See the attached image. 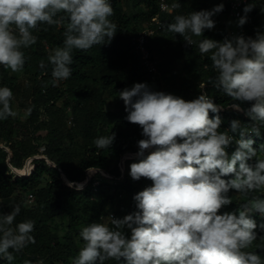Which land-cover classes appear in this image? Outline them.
<instances>
[{
	"label": "clouds",
	"instance_id": "9594fccd",
	"mask_svg": "<svg viewBox=\"0 0 264 264\" xmlns=\"http://www.w3.org/2000/svg\"><path fill=\"white\" fill-rule=\"evenodd\" d=\"M172 7L178 9L181 4L174 2ZM254 7L253 3L244 7L238 26L246 24ZM223 9L220 3L211 10L176 15L166 30L179 34L188 45L198 46L199 53L211 61L205 69L215 72L209 83L231 98L228 107L244 112L252 123L245 126L233 120L230 130L221 131L223 121L218 113L223 106L207 93L186 101L153 91L146 83L118 92L126 120L139 125L144 137L137 142V162L130 164L129 175L134 181L149 179L152 186L134 195L136 211L123 218L109 217L110 224L83 226L79 232L83 247L71 264H104L106 260L119 264H264V257L246 250L257 240L258 225L252 214L264 217V199H248L238 215L218 214L232 203L230 190L245 197L264 190V158L258 155L264 153V144L257 150L255 141L246 138L259 136L264 127V32L257 30L255 38L193 39L213 29L212 17ZM113 15L109 0H0V66L14 73L22 71L26 62L22 49L37 42L33 32L41 25L63 27V46L48 55L51 83L56 86L72 76L74 51L87 52L114 38L117 24L110 19ZM45 67L41 61L40 68ZM13 98L9 87H0V120L17 115L11 107ZM244 103L250 107L242 108ZM210 113L215 115L210 118ZM114 139L115 133H111L93 142L103 150L110 149ZM233 142L237 147L229 155L226 149ZM152 148L155 150L145 155ZM230 174L234 178H222ZM20 211L21 205L16 204L9 213H0V257L9 264L15 259L14 252L35 243V221L16 223ZM259 227L264 230V223ZM260 239L264 241V236ZM257 247L264 251L261 245ZM24 264L32 262L25 260Z\"/></svg>",
	"mask_w": 264,
	"mask_h": 264
},
{
	"label": "trees",
	"instance_id": "16d2710c",
	"mask_svg": "<svg viewBox=\"0 0 264 264\" xmlns=\"http://www.w3.org/2000/svg\"><path fill=\"white\" fill-rule=\"evenodd\" d=\"M109 2L114 9L110 19L117 24V33L110 42L106 39L105 44L95 45L87 52L74 51L70 65L73 74L69 79L53 86L52 65L48 62L49 53L63 46V27L41 25L39 31L33 32L37 42L22 49L26 62L21 76L0 66V87L7 86L12 90L11 107L17 113L15 117L0 120V213L7 214L20 204L21 211L15 222L35 221L32 232L35 243H30L19 253L14 252L15 259L11 264H24L25 260L32 264L40 260L44 264H71L83 247L79 236L83 226L104 221L110 224L109 213L113 212L114 218H123L137 210L134 195L152 186V181L146 178L134 181L129 175L130 170L126 167L123 172L119 164L125 154L138 151L137 142L144 138L140 126L126 120L124 103L118 97V92L124 88L146 83L153 91L170 93L186 101L207 93L214 103L223 106L218 113L223 121L221 131L230 130L233 120H239L245 126L252 123L244 112L228 107L231 98L209 83L215 77L210 67L207 70L204 67L211 65L210 59L199 53L197 45H188L179 34L166 29L176 15L211 10L223 3V11L212 17L215 27L193 39L223 41L234 35L255 38L257 30L264 32V0H248L238 17L232 13L231 0H175L181 7L171 13H161L158 0ZM250 3L255 7L247 14L246 24L238 26L244 7ZM156 14L161 16L164 25L149 39V47L160 62V73L152 79L134 49L133 38ZM231 18L235 19L234 26L229 22ZM44 28L48 30L44 31ZM41 61L46 65L44 69L40 68ZM109 99L116 102L115 108H107ZM241 107L247 109L250 104L244 103ZM29 108L32 109L30 113ZM24 110L27 116L22 119L20 114ZM209 115L212 118L215 114ZM111 133H115V139L110 149H97L93 141ZM229 134L239 138L238 134ZM246 138L254 140L253 147L259 150L264 144V127L259 136L250 134ZM236 147L233 142L226 151L231 155ZM36 155H44L55 165L44 157H35L30 161L29 174L17 175L11 171L10 164L20 169L27 159ZM258 155L264 158V153ZM129 160L137 162L136 157ZM89 168L106 170L112 177L97 171L82 188L69 185L63 178L65 174L72 182H82ZM222 178L228 180L234 176ZM95 180L99 181L97 185ZM30 193L35 196L32 202L28 199ZM229 196L232 203L218 214L234 212L238 215L240 206L248 199L253 196L264 199V190L253 191L247 197L230 190ZM252 218L258 225L255 229L257 240L246 250L264 257V251L257 247H264V241L260 239L264 230L259 227L264 223V217L253 213ZM126 234L130 236V232ZM0 264L9 262L0 257ZM104 264L119 262L106 260Z\"/></svg>",
	"mask_w": 264,
	"mask_h": 264
},
{
	"label": "built area",
	"instance_id": "2783aa9c",
	"mask_svg": "<svg viewBox=\"0 0 264 264\" xmlns=\"http://www.w3.org/2000/svg\"><path fill=\"white\" fill-rule=\"evenodd\" d=\"M248 0H231V9L234 16L238 17L241 15L242 7ZM175 2V0H158L159 5V11L161 13H171L174 11V8L172 7V4ZM164 25V22L159 14H156L151 17L148 21L145 22L143 28L139 31L137 35L133 38L134 43V49L139 56L142 65L144 68L148 71V73L151 75L152 79H156L160 73V62L157 57L154 56L152 53L150 47H149V39L150 37L155 34L156 32H159L162 30ZM69 123H73L72 117L69 119ZM151 149L146 150L150 151ZM123 159V157H122ZM30 163V162H29ZM121 166V164H120ZM31 169V166L28 167L27 171L23 172L25 175L29 174ZM93 168L87 169V176H90V171ZM121 169L123 171V168L121 166ZM12 171V170H11ZM15 173V172H14ZM96 173V172H95ZM16 174V173H15ZM103 175L107 177H112L109 173H102ZM98 180H95L94 184H98ZM82 188V187H78ZM29 202H32L35 199V196L33 193H30L28 195ZM109 217H115L114 213H109ZM108 217V218H109Z\"/></svg>",
	"mask_w": 264,
	"mask_h": 264
},
{
	"label": "rangeland",
	"instance_id": "374dc122",
	"mask_svg": "<svg viewBox=\"0 0 264 264\" xmlns=\"http://www.w3.org/2000/svg\"><path fill=\"white\" fill-rule=\"evenodd\" d=\"M229 22L231 23L232 26H234V24H235V19H234V18H231V19L229 20ZM13 73H14V72H13ZM15 73H17L18 75L21 76L23 72L20 71V72H15ZM116 105H117V104H116L115 101H113L112 99H109V100H108L107 108H111V109H112V108H115ZM15 112H16V110H15ZM20 116H21L22 119H25L26 116H27V111H25V110L22 111L21 114H20ZM40 133L44 134L45 131H41ZM154 150H155V149H153V150H151V151H154ZM133 158H134V157H132V156H127V157L121 159V162H120L119 164H121V166H122V168H123V172L126 171V167H127V169L130 170L129 166H130V164L132 163V160H129V159H133ZM114 164H115V163H114ZM114 164H113V165H114ZM30 166H32V163H29L28 167H30ZM24 167H25V165H24L22 168L18 169V170H19V171H23V172L27 171V170L24 171ZM96 171H97V169L93 168L89 173H90L91 176H93V175L95 174ZM105 173H109V172L105 170ZM103 223H107V221H104Z\"/></svg>",
	"mask_w": 264,
	"mask_h": 264
},
{
	"label": "water",
	"instance_id": "95a60500",
	"mask_svg": "<svg viewBox=\"0 0 264 264\" xmlns=\"http://www.w3.org/2000/svg\"><path fill=\"white\" fill-rule=\"evenodd\" d=\"M0 146H2V145H0ZM7 150H8V148H7ZM135 153H136V152H134V153H127V154H125V155L123 156V158H125V157H127V156L135 157ZM10 156H11V152H9V158H10ZM35 157H44V158H46V159L48 160V162H49L50 164L55 165L54 162L50 161V160H49L47 157H45L44 155H40V156H39V155H36V156H33V157H31V158H29V159L26 160L25 167H24V171L28 169L29 162H30L33 158H35ZM10 167H11L12 172H15L17 175H25V174L23 173V171H19L18 168H15V167L12 166L11 164H10ZM97 171H100L101 173H105V170H102V169H97ZM97 171H96V172H97ZM63 178L65 179L66 183H68L69 185H72V186H73V185H76L77 188H78V187H83V186H85V185L89 182V180H90L91 177H90V176H87L86 179H85L84 181H82V182H78V183H75V182L70 181V180L65 176V174H63Z\"/></svg>",
	"mask_w": 264,
	"mask_h": 264
}]
</instances>
